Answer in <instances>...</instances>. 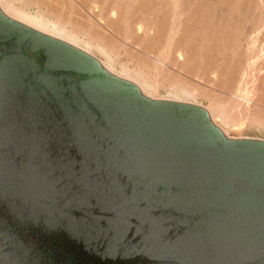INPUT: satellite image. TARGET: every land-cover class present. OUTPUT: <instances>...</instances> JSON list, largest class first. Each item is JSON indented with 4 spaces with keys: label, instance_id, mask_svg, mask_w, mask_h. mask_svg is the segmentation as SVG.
Here are the masks:
<instances>
[{
    "label": "water",
    "instance_id": "95a60500",
    "mask_svg": "<svg viewBox=\"0 0 264 264\" xmlns=\"http://www.w3.org/2000/svg\"><path fill=\"white\" fill-rule=\"evenodd\" d=\"M0 264H264V141L0 13Z\"/></svg>",
    "mask_w": 264,
    "mask_h": 264
},
{
    "label": "bare ground",
    "instance_id": "6f19581e",
    "mask_svg": "<svg viewBox=\"0 0 264 264\" xmlns=\"http://www.w3.org/2000/svg\"><path fill=\"white\" fill-rule=\"evenodd\" d=\"M43 1H19L28 5L24 7L35 4L31 10L16 6L11 0H0V13L90 56L104 71L135 86L145 98L202 109L221 133L229 136V130L224 128L232 130L242 124L264 127V98L257 103L259 90L254 93L258 94L254 102L249 98L252 90L246 88L252 78L248 71L251 63L248 66L247 62L258 39L253 33L264 30V0H67L69 8L65 11ZM53 16L55 19H51ZM194 33L198 36L191 40ZM245 40L248 46L253 45L249 47L251 51L243 48ZM224 44L229 45L230 51H225L229 56L221 61L219 48ZM117 47L129 60L114 66ZM148 50L153 54L147 55ZM241 56L246 59L244 66L240 64ZM253 79L251 88L262 92L264 74L261 72L259 81ZM161 83L168 86V96L158 94ZM221 88L232 90V99L220 95L229 100L226 104L220 96L216 97L215 90ZM210 94L212 98L206 106L194 101L199 95Z\"/></svg>",
    "mask_w": 264,
    "mask_h": 264
},
{
    "label": "rangeland",
    "instance_id": "374dc122",
    "mask_svg": "<svg viewBox=\"0 0 264 264\" xmlns=\"http://www.w3.org/2000/svg\"><path fill=\"white\" fill-rule=\"evenodd\" d=\"M20 1V0H19ZM18 0H11V2L14 4V5H16V6H22V7H24V6H28L27 4H23V3H21V2H19ZM51 1V3H49ZM57 1H60V2H57ZM43 2H45V3H47L48 2V4H50V5H57V6H59L61 9H63L64 8V11L66 10V9H68L69 8V5H68V3H67V0H65V1H63V0H47V2H46V0H44ZM56 2H57V4H56ZM59 4V5H58ZM33 7V8H32ZM24 8H30L31 10H34V8H36L35 7V4H32V3H29V7H24ZM51 19H55V17L53 16V17H51ZM260 30V32H258ZM258 31H255L253 34L255 35V36H258V37H256V38H258L257 39V44L255 45L254 44V46H256V47H251V46H253V45H247V44H245L247 41L245 40V41H243V48H248L249 50H250V48L249 47H251V48H253V52L251 51V54H250V60L252 59L253 60V62H255L254 64H253V62H249L250 60H248V62H247V64L248 63H251L250 64V67H249V70L248 71H251V73H252V78H251V80L249 81V83H247L246 84V86H248V87H246L247 89L249 88V90L251 91L250 93H251V95H250V99L251 100H253L254 102H256V100L258 99V97H259V99L260 100H257V103L259 102V101H261V99L262 98H264V95H262V97L260 96L261 95V93L263 92L264 93V89H262V92H260L261 91V89H252L251 87V85H252V83L254 82H252L251 83V81H252V79H253V77H254V79H256L257 78V81H259V78H261V72H262V74H264V66H263V68L261 69L260 67H261V65H264V61H263V59H262V57H264V52H263V50H264V30H261V28L259 29ZM252 34V33H251ZM250 34V35H251ZM258 34V35H257ZM262 34V35H261ZM193 35V36H192ZM195 35H197V33H194V34H191V40H195L196 38H197V36H195ZM261 35V36H260ZM250 40H251V38H250ZM249 40V41H250ZM252 40H253V38H252ZM252 40H251V42H252ZM262 40V41H261ZM259 41V42H258ZM249 43V42H248ZM262 43V44H261ZM246 45V46H245ZM227 47V48H225V49H223L224 47ZM228 46L229 45H226V44H224V47L223 46H221V47H223V48H219V59L222 61V60H225V59H227L228 58V56H226L227 54H229V53H226L225 51L227 50V52H229L230 50H229V48H228ZM237 46L238 45H236V46H234V49H236L237 48ZM245 46V47H244ZM240 47H238V49H239ZM116 49H118V50H120L119 52H118V50H117V52L115 51V56H114V54H113V56H114V58H113V65L114 66H118V64L119 63H124V62H126V61H128L129 60V58H128V56L127 55H122V53H121V49L119 48V47H117ZM260 51H259V50ZM222 50H224L223 52H221L220 53V51H222ZM247 50V49H246ZM248 50V51H249ZM256 51V53H255V51ZM258 51V52H257ZM260 52V53H259ZM117 53V54H116ZM118 53H120L119 55H118ZM147 53V55L149 54V53H152L153 54V52L151 51V52H149V50L146 52ZM223 53H224V55H223ZM253 53V54H252ZM97 54V53H96ZM151 54V55H152ZM256 54V55H255ZM262 54V55H261ZM254 55H255V57H254ZM97 56H99L100 58H102L101 57V55L100 54H97ZM118 56V57H117ZM252 56V57H251ZM224 57H226V58H224ZM242 57L243 56H241V59H240V64L241 65H245V63H246V59H245V57L242 59ZM221 58H223V59H221ZM251 60V61H252ZM259 60H262V61H259ZM245 62V63H244ZM259 63V64H258ZM263 63V64H262ZM243 65V66H244ZM248 66H249V64H248ZM257 68V69H256ZM259 68H260V70H259ZM244 69H245V67H244ZM248 69V68H247ZM247 69L245 70L246 72H248L247 71ZM251 69V70H250ZM254 69V70H253ZM256 70H258L257 72H256ZM254 71V72H253ZM254 74V75H253ZM256 76V77H255ZM253 79V80H254ZM250 86H249V85ZM162 87H163V89H162ZM168 86L165 84V83H161V85H160V87H159V90H158V94H160L161 96H163V97H165L166 95L168 96V94H167V92H166V88H167ZM208 90L209 89H211V88H207ZM222 90H220V89H217V90H215L216 91V93H217V96L216 97H218V96H223V95H225V98H226V96L228 95L229 96V98H228V96H227V98L228 99H232V98H230V92H232V90H230V89H228L227 88V90H226V88H221ZM229 90V91H228ZM260 90V91H259ZM215 91H213V92H215ZM226 91H228L229 93H227ZM257 91H259L258 92V94H260V95H258V94H255L254 95V93H256ZM166 92V93H165ZM215 93V94H216ZM222 93V94H221ZM227 93V94H226ZM262 93V94H263ZM257 95H258V97H257ZM212 96V94H210L208 97H207V95L204 97V95H199V96H197L196 98H195V102L196 103H198L199 105H202V106H206V105H208L209 104V98H212L211 97ZM220 96V97H221ZM200 97V98H199ZM253 97V98H252ZM261 97V98H260ZM219 98V97H218ZM221 99H222V97H221ZM224 99V98H223ZM222 99V100H223ZM256 99V100H255ZM197 100V101H196ZM219 100V99H218ZM236 100H238V99H236ZM263 100L264 99H262V101L261 102H263ZM193 101V102H194ZM229 100H226V99H224V103L226 102H228ZM223 103V104H224ZM225 103V104H226ZM224 104V105H225ZM259 105H260V107H261V104L259 103ZM258 105V106H259ZM262 105H264V103L262 104ZM258 106H256V107H258ZM263 107V106H262ZM259 108V107H258ZM259 110V109H258ZM260 112H261V109H260ZM243 125V126H242ZM242 125H240L239 127H232L233 129L232 130H230L231 128H224L225 130H229L230 131V133H229V131H228V134H229V136L231 137V138H257V139H262V140H264V127H258V126H256V125H254V124H242ZM249 125V126H248ZM235 128V129H234ZM223 129V128H222Z\"/></svg>",
    "mask_w": 264,
    "mask_h": 264
}]
</instances>
